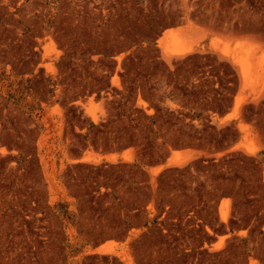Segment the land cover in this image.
Here are the masks:
<instances>
[{
  "label": "rangeland",
  "instance_id": "374dc122",
  "mask_svg": "<svg viewBox=\"0 0 264 264\" xmlns=\"http://www.w3.org/2000/svg\"><path fill=\"white\" fill-rule=\"evenodd\" d=\"M0 264H264V0H0Z\"/></svg>",
  "mask_w": 264,
  "mask_h": 264
},
{
  "label": "trees",
  "instance_id": "16d2710c",
  "mask_svg": "<svg viewBox=\"0 0 264 264\" xmlns=\"http://www.w3.org/2000/svg\"><path fill=\"white\" fill-rule=\"evenodd\" d=\"M140 112V116L137 119L138 121L140 118L148 119L150 123L148 124H142L140 123H135V124H130L125 122L124 120H121L123 116H126L125 112L120 113L118 116V119L120 120L121 124L116 127L115 129V139L117 141V148L119 149H125L131 146H138L140 143L136 139V130L142 131L143 133L149 131H153L152 126L157 125L158 129L161 130L162 127L167 128L168 130L173 129V123L172 120L174 116V111L169 110L165 111V114H161L160 111H156L154 114H146L143 109L138 110ZM162 119V124L158 125V120ZM103 122H101L102 124ZM136 129V130H135ZM167 143H172L171 141H163L162 145H166ZM153 146V145H152ZM149 145L143 146L140 153L141 157L139 156L140 160H144L145 158H149L153 156V154L156 152V150Z\"/></svg>",
  "mask_w": 264,
  "mask_h": 264
},
{
  "label": "bare ground",
  "instance_id": "6f19581e",
  "mask_svg": "<svg viewBox=\"0 0 264 264\" xmlns=\"http://www.w3.org/2000/svg\"><path fill=\"white\" fill-rule=\"evenodd\" d=\"M238 101V100H237ZM238 103V102H237ZM239 103H242V102H239ZM239 106V105H238ZM231 116H226V117H224V119H226V118H230ZM118 155V154H117ZM116 154H110V155H108V156H106V158L107 159H109V160H111V161H114V160H116V159H118V156H117ZM133 152H129V151H124L122 154H121V157L123 158V159H125V160H131L132 158H133ZM178 154L176 153V152H174L173 154H172V156L169 158V163H171V164H173L172 162L173 161H175V159L177 158L176 156H177ZM180 155H182V154H180ZM181 157V156H180ZM182 160H184V161H186L185 160V158L184 159H182ZM181 162H183V161H181ZM175 164H176V162H175ZM180 164V163H179ZM161 167H154V168H152V172H156V171H158L159 169H160ZM107 245H104L103 247H101L100 248V251H105L106 249H107Z\"/></svg>",
  "mask_w": 264,
  "mask_h": 264
},
{
  "label": "crops",
  "instance_id": "0c3cea01",
  "mask_svg": "<svg viewBox=\"0 0 264 264\" xmlns=\"http://www.w3.org/2000/svg\"><path fill=\"white\" fill-rule=\"evenodd\" d=\"M228 116H230V115H228ZM124 151H127V150H123V151L120 152V153H111V154H116V155L118 154V155H117L118 158H122V157H121V154H122ZM109 155H110V154H109ZM107 156H108V155H107ZM171 156H172V155H171ZM171 156H169V157L167 158L166 163H169V158H170ZM122 159H123V158H122ZM132 159H133V158H132ZM116 160H117V159H116ZM114 161H115V160H114ZM164 165H165V164H160V165L155 166V168H156V167H161V168H162ZM152 168H154V167H151L150 169L152 170ZM112 240L120 241V242L122 241V240H119V239H112ZM104 245H108V243L106 242V243L100 245L99 247L96 248V250H99V251H100V248L103 247Z\"/></svg>",
  "mask_w": 264,
  "mask_h": 264
}]
</instances>
